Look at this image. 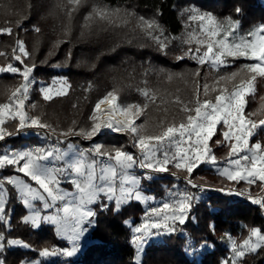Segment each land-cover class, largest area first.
Masks as SVG:
<instances>
[{"label": "snow or ice", "instance_id": "6c2138e0", "mask_svg": "<svg viewBox=\"0 0 264 264\" xmlns=\"http://www.w3.org/2000/svg\"><path fill=\"white\" fill-rule=\"evenodd\" d=\"M28 7L31 8L30 3ZM82 8L88 10L80 24L81 41L100 43L110 52L124 45L141 49L154 46L165 56L178 42L175 60L194 61L197 67L175 73L154 67L151 61L132 65L124 71L135 78L139 68L143 86L136 91L143 98L141 101L118 103L119 89L114 87L96 101L83 124L73 119L64 128L46 121L45 113L34 114L37 103H28L33 86L38 83L34 75L38 65L30 60L32 53L19 31H27L23 23L29 17L24 15L0 26V35L13 39L10 54L0 51V57L7 61L0 65V74H18L20 78L17 85L0 91L4 97L0 101V172L12 170L11 174L0 175V253L14 247L32 250L29 243L11 236L12 199L26 209L18 223L34 229L41 224L51 225L55 235L70 245L44 247L38 250L41 258L76 256L95 227L97 206L106 211L113 205L119 212L131 202L145 205L140 223L124 221L131 229L135 264H141L140 257L151 238L184 234L183 226L194 219L191 210L200 199L197 193L214 190L226 196L244 197L264 209V137L253 140L264 133V96L257 109L246 111L248 97H255L257 79H264V21L244 31L241 19L234 18L243 16L242 4L234 6V15L224 17L193 4L182 9L181 15L186 17L184 31L174 36L155 18L138 15L130 6H112L106 0H56L52 14L60 19V28L49 56L62 44L71 42L73 22ZM32 31L42 32L39 26ZM66 59H72L71 50ZM241 59L246 62L233 68ZM51 66L66 67L67 63ZM91 68L94 70L96 64ZM205 68L208 71L202 73ZM151 76L157 78L155 87L150 84ZM174 79L185 80L192 88L187 100L171 94L174 99L170 102L178 105L173 114L161 98L160 86ZM39 84L38 91L45 102L68 95L72 88L66 76L53 77L50 84ZM91 89L89 82L84 91ZM150 107L161 113L160 118L151 127L147 118L137 123L146 117ZM30 130L43 142L23 148L7 145L8 138L26 135ZM105 131L126 136L135 151L123 144L104 142L100 137ZM72 138L91 143L82 147ZM217 146L227 148L222 165L214 153ZM201 165L235 185L244 182V187L215 188L197 183L193 173ZM137 169L144 170L143 174L137 175ZM178 172H183V176ZM163 173L182 180L184 187L175 184L165 190L163 200L154 202L155 198L146 194L143 181H153ZM65 183L72 190L63 187ZM253 187L258 191H253ZM211 227L214 231V225ZM247 233L239 241L225 233L229 255L220 264H244L248 254L264 249V228L251 226ZM185 241L188 255L207 247L206 241L198 242L190 235L185 236ZM0 264H5V260L0 259ZM20 264H42V260H21Z\"/></svg>", "mask_w": 264, "mask_h": 264}, {"label": "trees", "instance_id": "16d2710c", "mask_svg": "<svg viewBox=\"0 0 264 264\" xmlns=\"http://www.w3.org/2000/svg\"><path fill=\"white\" fill-rule=\"evenodd\" d=\"M55 2L56 0H0V26H6L8 20L22 18L24 15L29 17L23 23V28L27 31H19L20 37L32 53L30 60L34 59L38 65L34 73L38 83L33 86L28 103H37L38 106L34 114L45 113L44 119L53 125L59 124L66 128L73 119L83 124L96 101L114 87H123L126 94L119 93L121 100L125 95L132 102L141 101L143 98L136 91L137 87L143 86L139 68L135 78L130 77L129 73L124 71V69L130 70L132 65L138 66L146 61H151L154 67H162L175 73L187 72L197 67L194 61L175 60V55L178 54V42L173 43L168 55L165 56L157 52L154 46L141 49L136 46L124 45L117 51L110 52L106 46H102L100 43L81 41L78 39L82 23L79 17L87 12V8H82L81 15L76 16L73 22L71 42L62 44L49 56V51L52 49L53 42L58 38L60 28V19L57 15L52 14ZM106 2L112 6H130L135 9L138 15L155 18L167 33L174 36H180L184 31L186 17L181 15L182 9L193 4L219 17L234 15V6L242 4L243 16H234V18L241 19L244 31L248 30L251 25L264 21V1L262 0H106ZM29 3L31 8L28 7ZM34 26L41 28V34L32 31ZM12 43L11 37L0 35V51L10 54ZM136 43L138 42H134V44ZM69 50L72 52L70 61L66 59ZM44 60H47V63L41 64L40 62ZM6 62L5 57H0V65ZM245 62L243 59L236 61L233 68ZM57 63H67V66L60 68L51 66ZM93 63L96 64L94 70L91 68ZM206 71L208 70L205 68L202 73ZM60 76H66L72 85L68 95L56 97L50 102L43 101L38 91L39 82L50 84L53 77ZM19 79L18 74H0V91L6 87L17 85ZM149 81L153 87L158 84L155 76L149 77ZM179 81L182 79H174L168 84L161 85V98L164 99L167 94H171V90L178 85L185 87L187 83L189 85L187 100L191 96L192 85L189 82L179 83ZM89 82L92 84V89L85 92L84 89ZM261 96H264V79L258 78L255 97H248L246 111L257 109ZM3 99L4 97L0 96V101ZM73 105L76 107L74 108ZM154 113L160 112L150 107L147 114ZM122 137L106 135V137H101V140L108 144L121 145L124 141L127 142L125 137L121 140ZM262 137H264V133L253 137V140ZM73 139L74 142L79 141L80 145L88 144L78 138ZM215 139L214 136L213 140ZM42 142L30 130L26 135L8 138L7 145L21 148ZM127 147L134 151L129 144ZM214 153L218 163L221 164L223 162L221 158L226 155L227 148L217 146L214 148ZM11 172V169H6L0 172V175H8ZM193 176L201 180L226 182L206 165H201L196 169ZM178 182H182V180L176 181L168 173H163L157 175L153 181L144 180L143 187L146 194L160 199L165 198L166 189L173 188V185ZM240 184H244V182ZM11 208L13 209L11 236L29 243L32 250L20 247L6 249L0 253V259H4L5 264H20L21 260L40 259L38 250H42L44 247L68 246L66 241L55 235V229L51 225L41 224L39 228L34 229L18 223L20 218L26 214V209L15 199L11 201ZM144 208L145 206L139 202H131L123 206L119 212L114 210L113 205H109V209L106 211H101L97 206L95 227L91 229L87 243L76 256L66 258V260L58 259L57 264L66 262L70 264H135L136 252L130 243L131 229L124 221L131 220L133 224L140 223ZM191 217L194 219H189L183 226L185 230L183 235L177 233L170 237L161 236L157 240L148 242L140 257L141 264H191L192 261H195L196 264H220L221 260L229 255L228 242L223 239L225 233H230L232 237L240 240L247 236L248 227L264 228V216L258 205L252 204L246 198L226 196L220 192H211L205 197H200L191 210ZM213 225L214 231L211 227ZM189 235L198 242L206 241L207 247L200 248L198 243L197 247L200 250L195 255L186 254L185 236ZM244 264H264V249H258L256 253L248 254L244 258Z\"/></svg>", "mask_w": 264, "mask_h": 264}, {"label": "rangeland", "instance_id": "374dc122", "mask_svg": "<svg viewBox=\"0 0 264 264\" xmlns=\"http://www.w3.org/2000/svg\"><path fill=\"white\" fill-rule=\"evenodd\" d=\"M262 1H264V0H262ZM86 14V13H85ZM78 15H81V13H78L76 16H78ZM83 15L84 14H82L80 17H79V20H82V17H83ZM185 83V80H182V81H179V83ZM188 87H189V85L186 83V86L184 87V86H181V85H178L175 89H172L171 91V94H175V95H179L182 99H184V100H186V97H188V95H189V93H188ZM119 89V93H125V91L123 90V87H119L118 88ZM126 94V93H125ZM171 94H167L166 96H165V98H164V100L167 102L166 103V106L170 109V112L171 113H175V111H176V108L178 107V105H176V104H174V103H171L170 101H172L173 99H174V96L173 95H171ZM120 95V94H119ZM119 103H129V102H132L129 98H128V96H123V100H121L120 99V96H119V101H118ZM158 114V115H157ZM157 114H151V115H149V114H147L146 115V117H141V119L140 120H138L137 121V123H141V122H143V120L144 119H148V121H149V126L151 127L152 125H154L155 124V122L160 118V116H161V114L160 113H157ZM177 119H179V117H177ZM106 135L107 136H110L111 135V137H125L126 139H127V142H125L124 141V145L127 147V144H129V142H128V138L126 137V136H124V135H122V134H117V133H112L111 131H105L104 132V134L102 135V137H106ZM123 137L122 138H120L121 140L123 139ZM100 139H102L101 137H100ZM72 142H74V139L72 140ZM76 142H78L79 143V141H76ZM88 144L87 145H81L82 147H88L89 146V144L91 143V142H89V141H86ZM130 145V144H129ZM131 147V146H130ZM21 148H23V147H21ZM129 149V148H128ZM135 151V150H134ZM223 164V162L221 163V165ZM174 171H176L175 169H173ZM143 171L144 170H140V169H137L136 170V174L137 175H142L143 174ZM180 174H183V172H179ZM196 179H198V178H196ZM199 180H201V179H199ZM201 181H203V182H206V183H208V184H214V185H223V184H232V183H235V182H228V181H226V182H219V181H208V180H201ZM177 184H179V186L181 187L182 185H183V182H178ZM63 187H65L66 189H68V190H72V186L70 185V184H68V183H65V184H63L62 185ZM172 189V188H171ZM253 189L254 190H257L258 188H255V187H253ZM148 195V194H147ZM152 196V195H151ZM154 197V196H153ZM201 197V196H200ZM155 198V197H154ZM164 198H160V199H157V198H155V201L154 202H159V201H161V200H163ZM145 206V205H144ZM89 235V234H88ZM161 236H159V237H153V238H151L150 240H148V242H150L151 240H157V239H159ZM87 241H88V236H87V238L82 242V246H81V249H82V247L87 243ZM239 241V240H238ZM147 242V243H148ZM68 246H70V245H68ZM66 258L67 257H51V258H40V260H42V264H57L58 262H57V260L58 259H60V260H66ZM65 264H70L69 262H66Z\"/></svg>", "mask_w": 264, "mask_h": 264}, {"label": "built area", "instance_id": "2783aa9c", "mask_svg": "<svg viewBox=\"0 0 264 264\" xmlns=\"http://www.w3.org/2000/svg\"><path fill=\"white\" fill-rule=\"evenodd\" d=\"M178 174L179 175H181V176H183V174H180L179 172H178ZM183 182V181H182ZM196 182L197 183H201V184H203V183H206V182H203V181H201V180H199V179H196ZM208 184V183H207ZM208 185H211V186H214L215 188H219V187H221V186H232V185H235V183H232V184H223V185H214V184H208ZM236 187H244V184H240V185H235ZM182 187H184V184L181 186V188ZM253 191H258V189L257 190H254L253 189ZM211 192H217V191H214V190H209V191H206V192H204V193H197L199 196H201V197H205V196H207L208 194H210ZM240 198H244V197H240ZM259 209H260V211H261V213L263 214V216H264V209H261L260 207H259Z\"/></svg>", "mask_w": 264, "mask_h": 264}, {"label": "bare ground", "instance_id": "6f19581e", "mask_svg": "<svg viewBox=\"0 0 264 264\" xmlns=\"http://www.w3.org/2000/svg\"><path fill=\"white\" fill-rule=\"evenodd\" d=\"M118 103H119V102H118ZM102 107L106 108L107 106L105 105V106H102Z\"/></svg>", "mask_w": 264, "mask_h": 264}]
</instances>
